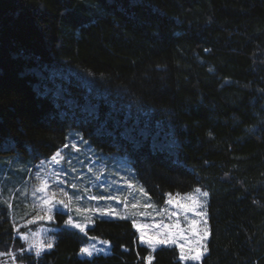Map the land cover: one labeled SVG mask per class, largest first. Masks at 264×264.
<instances>
[{
    "label": "trees",
    "instance_id": "trees-1",
    "mask_svg": "<svg viewBox=\"0 0 264 264\" xmlns=\"http://www.w3.org/2000/svg\"><path fill=\"white\" fill-rule=\"evenodd\" d=\"M81 138L154 200L207 192L206 254L161 246L151 264H264V0H0V158L75 156ZM11 219L0 204V251L20 246ZM87 233L110 252L79 257L85 237L61 228L18 258L145 264L130 220Z\"/></svg>",
    "mask_w": 264,
    "mask_h": 264
},
{
    "label": "rangeland",
    "instance_id": "rangeland-1",
    "mask_svg": "<svg viewBox=\"0 0 264 264\" xmlns=\"http://www.w3.org/2000/svg\"><path fill=\"white\" fill-rule=\"evenodd\" d=\"M80 141L69 142V151L75 156L60 148L48 158L25 163L10 155L0 158V204L6 206L13 218L11 222L15 223L20 240L19 247L0 251V264H25L18 255H36V250L30 248L32 244L43 243L40 254L48 251L53 247L54 233L61 228L75 230L85 237L77 252L79 257H91L82 254L81 249L93 246L92 256L107 254L109 241L87 233L98 218L130 220L138 242L149 249L145 264H151L153 252L161 246L176 247L182 263H196L206 254L208 195H202L206 191L201 186L154 200L124 156L101 153L87 146L84 139ZM58 152L60 155L53 160ZM193 196L198 201L194 211L189 210V197ZM69 218L74 224L83 225L84 231L68 225ZM162 236L174 239L175 243H158ZM149 239L153 241L151 245ZM181 247L185 255L195 254L190 249H196L201 253L200 259L182 260Z\"/></svg>",
    "mask_w": 264,
    "mask_h": 264
},
{
    "label": "snow or ice",
    "instance_id": "snow-or-ice-1",
    "mask_svg": "<svg viewBox=\"0 0 264 264\" xmlns=\"http://www.w3.org/2000/svg\"><path fill=\"white\" fill-rule=\"evenodd\" d=\"M59 155H60L59 152L56 153V156L53 157V160H56V157L59 156ZM41 190H43V189H41ZM196 192L199 193L200 190L196 189ZM202 195L207 196L208 194L206 192H204V193H202ZM189 199L191 200V207L189 208V210L194 211L195 210V206L198 204V201L196 200V198L194 196L193 197H189ZM67 224L70 225L71 227L79 228L80 231H84V226L81 225V224H78V223L74 224L71 218L68 219ZM205 235H207V233H205ZM143 238H144L143 237V232H141V239L143 240ZM166 242L175 243V240L171 239L170 237H163L162 236L159 239V241H158V243H160V244H164ZM104 243H107V242H104ZM148 243H149V245H151L153 243L152 239H149ZM197 243H199V242L197 241ZM51 246H52L51 243H49L47 245V247H49V248ZM44 247L45 246L43 245V243H40L38 245L37 244L30 245V248H33V249L36 250V255L37 256L40 255V252L43 250ZM93 249H94V246H93V248H87V247L86 248H82L81 249V253L82 254H86L88 256H92L93 255ZM205 251H206V249H205ZM190 252H195V254H193V255H185L184 254V249H183V247H181V257L180 258L182 260L183 259H192V260H199L200 259L201 253L199 251H197L196 249H190Z\"/></svg>",
    "mask_w": 264,
    "mask_h": 264
}]
</instances>
